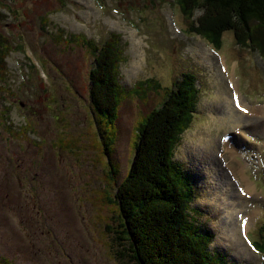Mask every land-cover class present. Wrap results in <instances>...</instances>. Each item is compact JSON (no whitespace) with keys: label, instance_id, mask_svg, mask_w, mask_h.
Masks as SVG:
<instances>
[{"label":"rangeland","instance_id":"374dc122","mask_svg":"<svg viewBox=\"0 0 264 264\" xmlns=\"http://www.w3.org/2000/svg\"><path fill=\"white\" fill-rule=\"evenodd\" d=\"M1 2L0 34L13 50L0 79V263L132 264L119 256L116 235L106 227L117 222L113 207L103 202L110 171L89 106L94 54L84 44L64 45L62 34L99 46L115 36L123 50L120 87L141 90L118 111L110 157L118 184L133 159L140 119L160 105L182 73L196 76L194 119L174 150L196 187L190 212L214 236L213 253L230 264H264V254L252 247L264 224V134L243 144L244 159L234 157L240 169L224 151L232 128L221 127L217 117L234 91L247 104L264 106V61L257 53L237 47L231 32L216 49L193 33L174 0ZM200 15L195 11L190 20L197 23ZM150 79L155 82L144 84ZM255 123L261 121L247 118L242 127ZM207 142L215 143L217 162L201 158ZM223 176L228 189L220 186ZM252 214L245 228L241 220Z\"/></svg>","mask_w":264,"mask_h":264},{"label":"trees","instance_id":"16d2710c","mask_svg":"<svg viewBox=\"0 0 264 264\" xmlns=\"http://www.w3.org/2000/svg\"><path fill=\"white\" fill-rule=\"evenodd\" d=\"M174 2L191 22L193 33L216 49L220 48L222 35L231 32L237 47L257 53L264 61V0ZM4 7L0 0V17ZM195 11L201 12L197 23L190 20ZM59 40L64 45L84 44L94 54L88 98L110 171L103 202L113 207L112 213L116 215L114 228L110 224L106 227L116 235L122 250L119 256L128 257L132 264H230L224 255L210 250L214 236L190 212L196 187L182 165L174 160L175 147L194 119L199 99L196 76L182 73L172 89H165L160 105L140 119L135 128L133 159L118 184V168L110 161L118 111L125 98L141 95V90L138 85L129 92L120 87L123 50L115 36L101 46L62 34ZM12 50L7 37L0 34V79L6 77L5 61ZM152 81L155 82L150 79L144 84ZM259 228L260 238L252 242V247L264 254V224Z\"/></svg>","mask_w":264,"mask_h":264},{"label":"bare ground","instance_id":"6f19581e","mask_svg":"<svg viewBox=\"0 0 264 264\" xmlns=\"http://www.w3.org/2000/svg\"><path fill=\"white\" fill-rule=\"evenodd\" d=\"M221 107L223 109V113L217 114L220 126L222 127L226 125L227 128L228 127L232 128V131L227 132V135L223 138V139H226L224 151L225 153H228L229 157H231L233 160H234V157L236 158L239 157V158L244 159L246 157V152L242 148L243 144H249L251 135L253 136L254 134H257V135L264 134V106L259 107V106L249 105L240 97V95H238L237 91H234V92H231L230 96H226L224 100V104ZM254 117L256 118L257 121H261V123L260 124L255 123L257 126H251L250 124H247V126L242 127V121L247 122V118L249 119V118H254ZM232 140L235 141L234 144H231L230 141ZM222 142L223 141H221V144ZM214 144H215L214 142H210V144L209 142H207V145H205V148H204V150L206 151L203 153L204 156L202 155L203 157H201V158H207V161H210L211 163L212 161L217 162L216 160L218 158V153L215 154L216 145ZM221 159L223 160L225 159V156L223 154H222ZM234 161L239 166L238 168L240 169L244 168L240 166L241 164L239 161H236V160ZM227 165L228 167H230L229 163ZM230 170L232 171L233 174H235V172L238 169L237 168L233 169L232 167H230ZM239 173H240V176L243 175L241 170ZM219 182H220V186H222L224 189L229 188V183H228L229 180L228 181L225 180L224 176L221 178ZM245 186L247 187V184H245ZM226 205L232 210L233 216H234V211L236 215H239L238 213H240V211H238L237 208H235L237 207L235 204L228 203V204H225V207ZM230 218H232V216L227 215V219H230ZM252 219H253V214L249 216H244L241 220L243 226L246 228Z\"/></svg>","mask_w":264,"mask_h":264}]
</instances>
